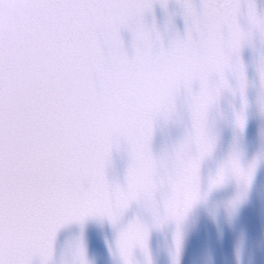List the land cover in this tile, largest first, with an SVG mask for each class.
Instances as JSON below:
<instances>
[{
    "label": "snow or ice",
    "instance_id": "obj_1",
    "mask_svg": "<svg viewBox=\"0 0 264 264\" xmlns=\"http://www.w3.org/2000/svg\"><path fill=\"white\" fill-rule=\"evenodd\" d=\"M179 2L187 30L166 43L147 16L168 0H0V264H52L66 225L101 218L119 227L134 205L151 222L130 220L117 248L123 264H137V248L151 264L154 227L178 229L193 204L232 180V208L243 201L259 158L245 166L233 151L203 191L200 169L212 157L207 117L221 93L246 106L238 52L253 36L264 45V11L251 0ZM259 72L264 81V52ZM182 98L186 134L157 154L158 123L183 121ZM233 120L244 127L243 113ZM117 151L129 158L123 182L109 174ZM178 241L175 230L171 264ZM75 256L89 264L82 241Z\"/></svg>",
    "mask_w": 264,
    "mask_h": 264
},
{
    "label": "water",
    "instance_id": "obj_2",
    "mask_svg": "<svg viewBox=\"0 0 264 264\" xmlns=\"http://www.w3.org/2000/svg\"><path fill=\"white\" fill-rule=\"evenodd\" d=\"M196 3L199 4L200 0ZM251 3L257 14L264 11V0H251ZM170 17L172 25L169 31ZM147 23L155 24L165 33L166 43L177 33L183 35L187 30L179 0H168L167 9L157 3L154 14L147 16ZM123 36L132 53V33L125 31ZM261 52H264V45L255 36L250 45H241L238 57L243 69L246 106L239 94L221 93L207 117L208 129L215 138L212 157L203 162L200 169V188L203 191L205 178L214 172L217 163L226 160L233 151L241 154L245 166L259 158L251 187L247 189L243 201L232 208L231 201L240 189L235 180L229 181L214 190L206 200L193 204L178 229L170 222L163 227H154L149 239L151 264H171L175 230L179 232L176 264H264V81L259 72ZM227 79L231 84V77ZM180 110L184 116L182 122L161 120L158 123L153 140L157 154L164 153L186 134L190 121L183 98ZM233 112L243 113V128L234 122ZM128 163L127 151H117L109 170L110 177L123 182ZM138 214L151 222L150 215L134 205L119 227L101 218H90L83 225H66L57 235L52 264H75V251L81 241L89 264H123L117 248L119 231ZM135 260L137 264H147L148 257L137 248Z\"/></svg>",
    "mask_w": 264,
    "mask_h": 264
}]
</instances>
